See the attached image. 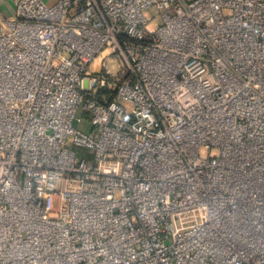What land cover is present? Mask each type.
Wrapping results in <instances>:
<instances>
[{"label": "built area", "instance_id": "obj_1", "mask_svg": "<svg viewBox=\"0 0 264 264\" xmlns=\"http://www.w3.org/2000/svg\"><path fill=\"white\" fill-rule=\"evenodd\" d=\"M11 2L0 264H264V0Z\"/></svg>", "mask_w": 264, "mask_h": 264}, {"label": "rangeland", "instance_id": "obj_2", "mask_svg": "<svg viewBox=\"0 0 264 264\" xmlns=\"http://www.w3.org/2000/svg\"><path fill=\"white\" fill-rule=\"evenodd\" d=\"M0 3L2 4V11L5 13H12L13 7L11 0H0ZM83 128V126H81Z\"/></svg>", "mask_w": 264, "mask_h": 264}]
</instances>
